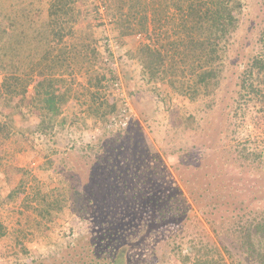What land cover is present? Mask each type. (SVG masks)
Wrapping results in <instances>:
<instances>
[{
	"label": "trees",
	"instance_id": "trees-1",
	"mask_svg": "<svg viewBox=\"0 0 264 264\" xmlns=\"http://www.w3.org/2000/svg\"><path fill=\"white\" fill-rule=\"evenodd\" d=\"M64 1L71 0H53L45 27L37 24L34 12L24 9L20 15L24 21L19 26H13L11 32L0 31V75H3L0 83V144L14 140L19 145L29 146L36 155H42L43 151L49 155L38 168L46 180L39 181L35 176L29 187H26L25 179L10 187L6 177L0 186V203L13 204L22 199L24 210L31 213L26 215L27 231L21 228L15 232L13 242L16 247L28 239L33 243L36 233L39 235L44 229L56 230L64 215L67 212L71 215L70 210L74 215L85 213L86 216L89 207L93 206L96 211L91 223L95 231L85 236L86 249L91 247V250L77 245L81 253L78 255L75 248L76 258L87 253L100 260L98 264H130L129 242L136 239V234L144 232L146 227L158 232L160 223L173 222V226L178 223L183 226L190 221L193 208L200 213V221H205L211 227L209 231L216 232L217 236L209 232L204 236L197 230L192 237L167 243L164 249L169 248L179 264H229V261L264 264V211L258 214L252 209L253 216L247 219L244 211L250 206L243 205L244 201L233 190L236 185L233 173H240V167L264 175V143L247 140L241 143V148L235 146L237 160L224 161L221 170L222 177L232 178L221 181L215 188L210 185L211 176L205 181L203 173L210 172L208 168L216 165L219 159L209 153V148L208 155L186 153L181 161L183 169L174 167L180 179L190 176L181 182L182 186L171 183L167 166L157 154L150 152L148 142L139 134L136 140L121 145L109 158L121 162L123 167L115 168L125 171L116 179L110 193L94 188L93 183L83 187L85 191L79 189L74 181L76 174L72 168H66L64 161L69 150L63 151L62 141L57 138L79 120L78 116L71 118L63 112L70 99L65 83L67 78L77 74L95 76L100 59L103 61L104 58L99 57L94 46L92 28L76 29L78 20L73 18L74 10L62 8ZM245 2L105 0L108 14L114 18L116 36L126 39L144 35L149 39L133 55L148 80L153 83L169 81L178 90L183 104L187 98L186 90L209 82L219 88ZM177 75L182 80L177 79ZM244 75L233 98L236 109H241L240 112L236 110L240 113L236 117L239 122L253 113L255 104L262 105L260 109L264 110V56H256ZM116 83V80L111 81L105 93L115 90ZM32 84L33 92L29 94ZM101 94L90 92L81 101L80 96L73 97L74 105L82 103L93 113L95 124L107 121L108 115L120 111L118 103L100 100ZM14 114H22L24 119L34 120V124L20 130L15 127ZM4 159L0 158V166ZM156 161H161V166ZM53 179H57V184L51 187ZM38 216H45L46 224L36 218ZM1 227L6 229L0 223ZM27 232L31 233L28 239ZM96 239H100L99 242ZM159 240L151 243L153 260V255L159 253L155 248H161V242H165ZM103 243L112 246L106 251ZM19 250L12 253V258H18Z\"/></svg>",
	"mask_w": 264,
	"mask_h": 264
},
{
	"label": "rangeland",
	"instance_id": "rangeland-1",
	"mask_svg": "<svg viewBox=\"0 0 264 264\" xmlns=\"http://www.w3.org/2000/svg\"><path fill=\"white\" fill-rule=\"evenodd\" d=\"M52 2L53 0H0V31L7 29V32H11L13 26H19L20 22L24 21L20 16L24 9L34 12L37 24L45 27ZM62 3V8L74 10L73 18L78 20L76 29L92 28L93 43L100 54L99 57L101 58L102 55V59L109 58L111 64L109 66L104 59L103 61L100 59L98 73L95 76L87 77L85 74H77L67 78L65 83V85L68 84L66 87L69 90L70 99L63 112L70 114L71 118L78 116L79 120L71 124L67 131L58 135L57 138L62 141L61 149L69 150L64 161L67 162L66 168H72L73 173L76 174L74 181L80 190L85 191L83 187L93 183L94 188L110 193L116 179L125 171L115 168V166L123 167L121 162L117 163L116 159L109 158L121 145L136 140L139 134L148 142L150 152L157 154L167 166L172 176L171 183L182 186L181 182H185L190 176L180 179L174 167L179 166L181 170L183 169L184 165L181 161L186 153H200V155L212 153L214 158L219 159L216 165L208 168L210 172L203 173L206 176L205 181L211 176L210 185L215 188L221 181L232 178L222 177L221 170L224 161L237 160L235 146L239 145L241 148V143L247 140L256 144L264 143V110L260 109L262 105L255 104L252 108L253 113L239 122L236 117L241 109H236L237 104H233L235 92L245 76L244 71L252 64L256 56H264V0H246V4L243 5L242 14L239 16V27L231 40L230 55L221 75L219 88H214L209 82L186 90L187 98L184 104L178 90L174 89L169 81L150 82L142 65L134 58L136 50L149 41L146 36L136 35L120 39L114 33V18L110 13L108 14V11L106 15L111 22L103 25L99 23V16L94 9L97 8L96 0H71L68 3L66 1ZM110 39L117 41L118 50L113 52L107 48L106 42ZM2 79L3 75H0V83ZM177 79L182 80V77L178 76ZM115 80L119 83L122 93H119L115 87V90L110 89V94H106L107 86ZM33 86V84L29 86V94L33 92ZM97 91L103 94L100 100H107L110 104L118 103L120 111L129 108L127 114L129 120L126 127L120 126L119 120L122 115L119 110L108 115L107 121H99L95 124L93 113L88 112L85 105L82 103V106L80 103L74 105L75 95L80 96L81 101L84 95ZM13 120L15 127L20 130L34 124V120H26L22 114H14ZM48 143L50 146V140ZM208 148L209 153H206ZM39 151L42 150L39 149ZM4 157L3 165L0 166V186L6 177L10 187H14L24 179L27 180L26 187H29L35 176L39 181L46 180L45 175L38 169L49 159V155H46L44 151L42 155H36L26 144L19 145L14 140H8L0 144V158ZM156 163L161 166V161ZM233 177L236 183L233 190L239 194L237 197L244 201L243 205L250 206L244 211L246 218L253 216L250 213L252 209L258 214L263 212L264 175L240 167V173H233ZM55 184L57 179H53L50 186L54 187ZM212 187H210L211 190ZM21 200L13 204L0 203V223L6 226V229L0 228V264H15V262L16 264H22L21 262L54 264L56 260L58 261L55 262L56 264L100 263V260L91 254L85 253L79 259L74 254L77 245L86 249L85 236L95 231L91 223V217L96 211L93 206L89 207L86 216L85 213L74 215L73 210H70L71 215L68 216L67 212L63 220L59 221L60 227L56 230L44 229L39 235L36 233L37 237L33 243L28 239L31 233L27 232L28 241L24 240L23 245L16 247L13 242L16 237L15 232L21 228L27 231L26 215L31 214L24 210ZM191 213L190 221L183 226H180V223L173 226V222L160 223L161 230L158 232H153L150 227H146L144 232L136 234V239L129 242L130 264H179L170 249H164L167 243L174 244L192 237L197 230L204 236V233H211V227L207 226L205 221H200V213L193 208ZM224 214L227 216L226 213ZM83 217L85 219H82ZM36 218L43 223L46 221L45 216ZM211 234L217 236L216 232ZM159 239H164L165 242H161V248H155L159 253L153 255V260L150 255L151 243ZM99 240L96 239L98 242ZM148 240H150L149 245ZM220 240L223 242L225 239ZM103 245L106 251L112 246L111 243H103ZM90 248L86 250H91ZM18 250V258H12V253ZM77 252L78 255L81 253L78 249ZM229 264L234 263L229 261Z\"/></svg>",
	"mask_w": 264,
	"mask_h": 264
},
{
	"label": "built area",
	"instance_id": "built-area-1",
	"mask_svg": "<svg viewBox=\"0 0 264 264\" xmlns=\"http://www.w3.org/2000/svg\"><path fill=\"white\" fill-rule=\"evenodd\" d=\"M97 1V14L99 16V23L100 24H108L109 22H111V19H109L106 15V12H107V7H106V4H105V0H96ZM107 43V48L108 49H111V51L113 50V52L115 50H118L119 48V45L117 43L116 40H112L110 39ZM105 62L110 66V60L109 58H104ZM116 90L119 92V93H122L121 91V88L119 86V83H116ZM121 91V92H120ZM124 96V95H123ZM120 97L122 98V94H120ZM124 98V97H123ZM126 102V100H124ZM126 107H128V105L126 104ZM128 109L129 108H124V110H121V115L122 117L120 118L119 120V123H120V126L122 127H126L127 124H128V120H129V116L127 115L128 114ZM115 121V119H113Z\"/></svg>",
	"mask_w": 264,
	"mask_h": 264
}]
</instances>
